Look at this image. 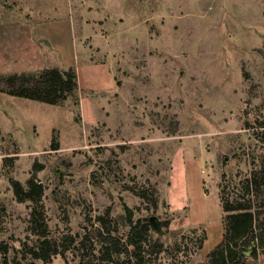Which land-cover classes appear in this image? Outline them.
<instances>
[{
	"label": "rangeland",
	"instance_id": "rangeland-1",
	"mask_svg": "<svg viewBox=\"0 0 264 264\" xmlns=\"http://www.w3.org/2000/svg\"><path fill=\"white\" fill-rule=\"evenodd\" d=\"M95 1L41 26L56 43L41 35L35 67L75 68L74 93L0 94V264H45L44 238L51 264L204 263L235 212L224 203L255 175L264 189V0H122L108 26ZM30 177L38 204L11 184ZM259 233L243 242L264 264Z\"/></svg>",
	"mask_w": 264,
	"mask_h": 264
},
{
	"label": "trees",
	"instance_id": "trees-1",
	"mask_svg": "<svg viewBox=\"0 0 264 264\" xmlns=\"http://www.w3.org/2000/svg\"><path fill=\"white\" fill-rule=\"evenodd\" d=\"M78 88V75L73 67L68 69L49 67L34 72H15L0 76V92L51 104L65 101ZM52 147L57 149L58 143L53 142ZM260 173L263 175V180L264 156ZM248 183L244 191V202L231 204L228 201L224 203L223 207L226 212H235H229L226 215V232L223 240L208 253L207 261L201 264H257L247 260L246 251L249 248L243 239L258 229L260 233L256 237H259L260 246H264V189L260 186L263 182L258 181L256 175L254 180ZM11 184L19 201L31 200L35 204L41 202L44 185L38 182L35 177L29 178L27 186L13 178ZM254 186L257 192L253 198H250L247 195L251 194ZM40 206L43 207L42 204ZM32 214L38 218L37 209H34ZM143 228L146 231L149 229L148 221L145 222ZM241 241L243 243L239 244ZM53 245L52 239L44 238L40 241L35 256L43 258L45 264H51L52 254L56 253L57 248ZM249 256L257 257L256 247L250 250Z\"/></svg>",
	"mask_w": 264,
	"mask_h": 264
},
{
	"label": "crops",
	"instance_id": "crops-1",
	"mask_svg": "<svg viewBox=\"0 0 264 264\" xmlns=\"http://www.w3.org/2000/svg\"><path fill=\"white\" fill-rule=\"evenodd\" d=\"M54 2L55 0L42 5L41 0H0V76L39 69L35 64L41 58V35L47 42L56 43L52 38L54 33L46 29L49 34L46 35L41 26L57 20L59 6L65 10L70 0H62L60 4ZM94 4L98 9L97 22L92 20L94 26H108L110 19L107 16L118 14L117 8L120 9L123 5L122 0H98ZM44 49L46 51L50 48L46 46ZM3 97L0 99H4ZM20 107L26 106L23 104Z\"/></svg>",
	"mask_w": 264,
	"mask_h": 264
},
{
	"label": "water",
	"instance_id": "water-1",
	"mask_svg": "<svg viewBox=\"0 0 264 264\" xmlns=\"http://www.w3.org/2000/svg\"><path fill=\"white\" fill-rule=\"evenodd\" d=\"M246 254L249 255L250 254V251H246Z\"/></svg>",
	"mask_w": 264,
	"mask_h": 264
}]
</instances>
